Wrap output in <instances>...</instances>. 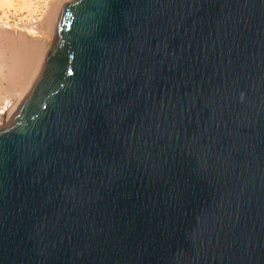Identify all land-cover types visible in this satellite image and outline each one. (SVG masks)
<instances>
[{
  "label": "water",
  "instance_id": "1",
  "mask_svg": "<svg viewBox=\"0 0 264 264\" xmlns=\"http://www.w3.org/2000/svg\"><path fill=\"white\" fill-rule=\"evenodd\" d=\"M0 264H264V0H69L0 127Z\"/></svg>",
  "mask_w": 264,
  "mask_h": 264
},
{
  "label": "rangeland",
  "instance_id": "2",
  "mask_svg": "<svg viewBox=\"0 0 264 264\" xmlns=\"http://www.w3.org/2000/svg\"><path fill=\"white\" fill-rule=\"evenodd\" d=\"M67 1L11 0L12 5L0 7V127L8 122L6 115L16 112L37 77L60 8ZM35 26L42 35L30 33Z\"/></svg>",
  "mask_w": 264,
  "mask_h": 264
},
{
  "label": "bare ground",
  "instance_id": "3",
  "mask_svg": "<svg viewBox=\"0 0 264 264\" xmlns=\"http://www.w3.org/2000/svg\"><path fill=\"white\" fill-rule=\"evenodd\" d=\"M1 2H0V7H3V6H10V4L12 5V3H11V0H0ZM30 2V1H29ZM26 3V2H25ZM33 3V2H32ZM30 6V5H29ZM32 7H33V4H32ZM31 9V8H30ZM36 10V9H35ZM5 14V13H4ZM31 27H33V26H31ZM26 29V28H25ZM30 29V28H29ZM28 29V30H29ZM33 29V28H32ZM31 34H35L36 33V35L37 36H40V35H42V31H40V30H37L36 29V26H35V28L30 32ZM18 49V48H17ZM5 80V79H4ZM22 98V97H21ZM24 98V97H23ZM23 98L20 100V102L19 103H17V106L19 107V105H20V103L22 102V100H23ZM5 106V105H4ZM18 109V108H17ZM15 113V112H14ZM1 116V115H0ZM3 116H4V114H3ZM7 117H6V119H8L7 121H9L10 120V118L13 116V114H11V113H9L8 115H6Z\"/></svg>",
  "mask_w": 264,
  "mask_h": 264
}]
</instances>
